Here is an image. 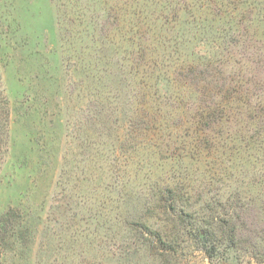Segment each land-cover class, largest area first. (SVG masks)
<instances>
[{
	"label": "rangeland",
	"instance_id": "obj_1",
	"mask_svg": "<svg viewBox=\"0 0 264 264\" xmlns=\"http://www.w3.org/2000/svg\"><path fill=\"white\" fill-rule=\"evenodd\" d=\"M0 264H264V0H0Z\"/></svg>",
	"mask_w": 264,
	"mask_h": 264
},
{
	"label": "trees",
	"instance_id": "obj_2",
	"mask_svg": "<svg viewBox=\"0 0 264 264\" xmlns=\"http://www.w3.org/2000/svg\"><path fill=\"white\" fill-rule=\"evenodd\" d=\"M182 217H183L182 215H179L178 216V218H179L180 221H182V219H183ZM195 229H197L196 231L198 232V234H201L202 233V230H201L202 228H195Z\"/></svg>",
	"mask_w": 264,
	"mask_h": 264
}]
</instances>
